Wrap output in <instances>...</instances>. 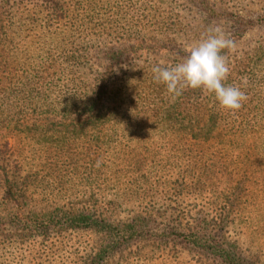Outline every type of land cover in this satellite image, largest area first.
<instances>
[{"label": "trees", "instance_id": "trees-1", "mask_svg": "<svg viewBox=\"0 0 264 264\" xmlns=\"http://www.w3.org/2000/svg\"><path fill=\"white\" fill-rule=\"evenodd\" d=\"M181 1L0 0V232H26L42 244L93 234L95 248L81 264H106L128 246L141 247L143 257L156 246L214 264H262L229 238L232 207L264 191L257 164L264 140L256 137L264 116L251 115L264 103L253 105L260 92L252 96L241 84L257 54L222 52L230 67L225 83L248 96L234 114L201 89L172 100L152 67L170 65L158 61L166 55L182 62L188 53L179 41L198 43L223 16V0H204L197 7L205 26L195 29L177 13ZM256 52L264 59L262 44ZM66 162H87L80 175L100 179V209L90 199L34 211L44 180L51 194L68 189L66 176L80 167ZM152 183L162 191L138 197ZM110 184L135 187L122 201L137 193L163 209L137 206L120 220L113 215L119 206L105 200ZM203 195L235 201L195 211Z\"/></svg>", "mask_w": 264, "mask_h": 264}, {"label": "rangeland", "instance_id": "rangeland-1", "mask_svg": "<svg viewBox=\"0 0 264 264\" xmlns=\"http://www.w3.org/2000/svg\"><path fill=\"white\" fill-rule=\"evenodd\" d=\"M182 1H187V3L183 4ZM182 1L176 4L180 5L177 13L195 29L203 28L205 26L204 17L200 14L197 6L204 0ZM210 1H214L216 5L219 2V0ZM219 5L221 6L220 13L223 16L216 22L210 21L208 29L219 26L231 39L233 36L242 35L241 40L239 39L235 43L234 49L229 50L230 56L239 57L250 52L257 54L253 57L255 64L252 72L243 78L241 84L245 89H254L252 90V96L260 92L254 97L253 105L257 101L264 103V59H262L263 56L260 53L256 52L259 45L264 46V23L257 24L264 16V0H223ZM251 23L254 25H250V28L247 29V24ZM192 40L194 39L180 40L181 50H187L189 46L197 43ZM174 59H176L175 56L166 55L159 58L158 61L163 64L174 65L176 64ZM249 97L251 96L249 95ZM256 107L251 115L264 116V105L261 108H259V105H256ZM256 137H259L260 143L264 140V128L259 129ZM66 163H72L80 167L73 172L76 173L75 175L69 174L66 176L68 189L58 195L51 194L53 190H49V186L50 189H52V186L45 183L44 180V187L40 188L35 195L42 202L34 206V211L53 209L55 208L54 204L59 205L63 200L67 203L72 202L74 207L85 206L91 204L90 199L96 200L98 204L95 207L100 209V179L95 181L91 179V181L89 178H84V175H80L82 172L81 165H86L87 162ZM226 164L231 166L232 162H226ZM257 164L260 169H264V162H257ZM98 173L100 175V167ZM134 188H126L125 184L123 188H120V186L114 187L110 184L109 191H106L105 200H112L113 203L119 206L113 214L118 219L122 220L130 217L133 212L137 211V206L145 210H152L153 207L154 210L163 209L159 205L146 206L139 199L137 200L138 197H146L151 193L154 195L156 191H162L155 183L143 187L139 192L140 195L137 197L136 193L129 202L120 199L122 194L129 193ZM47 200H49L48 204ZM135 200H137V203ZM233 201L235 200L203 195L195 201L197 206L194 210H204L207 213L214 210L215 212L217 207L224 206V202L230 205ZM92 209H94V206H92ZM231 219L234 220V223L231 230H229V238L239 246L249 248L250 256L261 260V263L264 264V191H253V196L245 198L244 205H239L236 208L232 207ZM4 233L6 232H0L2 234L0 235V264H81L86 256L93 252L95 242L98 240L93 234L76 232L71 237L64 235L61 240L54 237L42 244L41 237H29L26 232L9 230L8 234ZM145 251L148 257L140 255L141 247L138 249L128 246L109 257L106 264H214L210 261L200 260L197 256L190 255L187 250L182 249H178L177 253L170 248L164 250L162 247L156 248L155 246L147 248Z\"/></svg>", "mask_w": 264, "mask_h": 264}, {"label": "clouds", "instance_id": "clouds-1", "mask_svg": "<svg viewBox=\"0 0 264 264\" xmlns=\"http://www.w3.org/2000/svg\"><path fill=\"white\" fill-rule=\"evenodd\" d=\"M234 41L219 26L208 29L207 35L187 49L186 58L174 65H154L153 79L166 87L172 100L187 89H201L213 95L220 108L230 113L240 110L248 96L241 86L228 85L230 67L223 50H233ZM101 161H97L99 167Z\"/></svg>", "mask_w": 264, "mask_h": 264}]
</instances>
